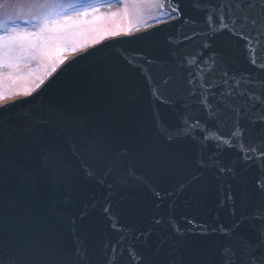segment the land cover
<instances>
[{
	"label": "water",
	"instance_id": "1",
	"mask_svg": "<svg viewBox=\"0 0 264 264\" xmlns=\"http://www.w3.org/2000/svg\"><path fill=\"white\" fill-rule=\"evenodd\" d=\"M176 2L183 18L175 16L133 34L107 38L65 60L33 92L0 103V135L9 137L7 171L0 176V245L30 246L41 264H61L64 258L75 264L84 249L87 264H105L111 255L109 245L118 243V264H131L132 245L144 253L145 264H170L226 239L218 232L201 236L197 226L210 230L236 218L232 204L224 199L229 178L193 169L198 179L180 188L185 177L173 167L175 159L197 149L187 142L170 143L161 135L158 124L170 120L173 106L171 101L160 103L154 90L163 77L183 82L188 72L184 56L200 52L203 43L211 47L203 50L202 59L220 52L223 67L232 74L264 81V70L249 63L244 42L227 32L194 35L206 30L200 0ZM220 3L207 0L208 5ZM171 5L167 0L172 11ZM254 58L264 62V49ZM221 70L217 66L208 78ZM256 90L264 91V86ZM196 111L203 115L198 107ZM61 116L64 127L57 143L69 171L57 175L33 149L28 129L45 128ZM262 130L264 125L259 124L250 128L252 135ZM80 132L102 140L116 159L134 166L137 179L121 186L118 180L124 169L110 171L111 159L83 151ZM241 147L237 144L221 156L239 179L249 180L246 191L258 203L264 192L250 181L264 172V159L246 162ZM204 151L213 155L215 144ZM247 210L237 202L236 215ZM82 211L87 213L83 217ZM149 229L146 242L138 239ZM243 231L256 241L253 226Z\"/></svg>",
	"mask_w": 264,
	"mask_h": 264
},
{
	"label": "snow or ice",
	"instance_id": "2",
	"mask_svg": "<svg viewBox=\"0 0 264 264\" xmlns=\"http://www.w3.org/2000/svg\"><path fill=\"white\" fill-rule=\"evenodd\" d=\"M36 23L26 22L36 31L25 33L30 37H46L61 29L66 23L73 20L68 15L69 10L76 16L81 11H87L93 6L85 0H76L65 4L62 0H31ZM200 5L206 13V30L194 35H216L227 32L230 36L242 40L248 53V61L253 67L264 70V62L257 63L256 53L264 49V0H221L219 5H208L207 0H200ZM172 12L177 18H183V13L176 0H172ZM171 17V13H166ZM194 23V21H193ZM18 34L14 30L0 35V51L10 55L16 46ZM185 36V40L192 39ZM211 47L208 43L201 45L198 53H189L184 56L183 63L188 68L183 82H173V77L161 78L154 90V95L162 104L172 102L173 112L169 121L158 124L161 135L170 143L187 142L197 151L182 153L177 156L173 167L185 177L180 183L183 189L187 184L198 179L193 169L200 174L208 171L214 177H228L227 190L224 199L233 206L232 214L236 217L229 225L208 229L205 225H198L199 235L208 236L219 233L222 242L206 252H195L187 260L181 258L170 264H264V199L253 202L246 191L248 179H239L234 169L223 162L221 153L237 146L246 162L264 159V130L257 135L250 132L251 126L264 125V91L256 90L264 86V81L253 80L250 75H236L230 73L224 65V57L220 52L214 53L208 60H203V50ZM217 66L221 71L215 72ZM219 81L217 83L216 81ZM181 99L185 102L181 103ZM259 105V107H258ZM199 108L203 115L196 111ZM63 117L48 122L47 127L34 130L29 128L28 134L32 147L44 162L45 166L57 175H64L69 171L62 146L57 143L63 130ZM225 129H227L225 131ZM70 134H77L72 132ZM82 139V149L97 159H111L112 169L123 168L124 173L119 177L121 186H129L135 176L134 166L115 158L111 149L98 138L78 133ZM215 134V135H214ZM235 142V143H234ZM8 134L0 135V176L7 171ZM214 143L216 152L206 155L205 148ZM93 173L90 171L89 175ZM251 185L257 191L264 192V172L251 178ZM248 210L236 215L237 202ZM108 211V209H105ZM81 212V217L86 215ZM160 223L159 220L155 221ZM253 226L257 233L255 242L243 231ZM151 230L141 231L138 239L146 242ZM111 255L105 264H118L119 244L109 245ZM257 249H262L259 253ZM78 250V257L79 252ZM131 264H145L144 253L135 245L128 252ZM137 257L139 259L137 260ZM0 264H41L37 252L30 246L16 245L5 247L0 245ZM61 264H73V261L64 258ZM75 264H87V250H83V258H78Z\"/></svg>",
	"mask_w": 264,
	"mask_h": 264
},
{
	"label": "rangeland",
	"instance_id": "3",
	"mask_svg": "<svg viewBox=\"0 0 264 264\" xmlns=\"http://www.w3.org/2000/svg\"><path fill=\"white\" fill-rule=\"evenodd\" d=\"M74 3L76 0H62ZM93 7L66 22L46 37H30L31 0H0V35L14 30L18 36L10 55L0 51V99L27 93L36 87L65 55L104 37L128 33L169 18L166 0H85ZM164 6V7H163ZM172 15V14H171Z\"/></svg>",
	"mask_w": 264,
	"mask_h": 264
}]
</instances>
